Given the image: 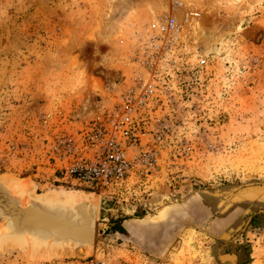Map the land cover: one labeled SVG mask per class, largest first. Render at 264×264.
Returning <instances> with one entry per match:
<instances>
[{"label": "rangeland", "instance_id": "1", "mask_svg": "<svg viewBox=\"0 0 264 264\" xmlns=\"http://www.w3.org/2000/svg\"><path fill=\"white\" fill-rule=\"evenodd\" d=\"M129 100L130 174L76 179ZM0 264H264V0H0Z\"/></svg>", "mask_w": 264, "mask_h": 264}, {"label": "built area", "instance_id": "2", "mask_svg": "<svg viewBox=\"0 0 264 264\" xmlns=\"http://www.w3.org/2000/svg\"><path fill=\"white\" fill-rule=\"evenodd\" d=\"M171 1L174 8L182 5V0ZM157 21L153 26L161 35L177 34L181 27L175 16L167 15ZM155 45L158 47V44ZM200 63L205 64L206 60L201 59ZM136 114V102L127 101L122 114L113 120L111 129H108V136L98 138L96 143L100 141L99 147L95 145L93 154L77 161L69 173L88 185L100 187L118 185L123 181L130 174L133 165L129 159V150H135L139 142L138 135L134 132Z\"/></svg>", "mask_w": 264, "mask_h": 264}, {"label": "bare ground", "instance_id": "3", "mask_svg": "<svg viewBox=\"0 0 264 264\" xmlns=\"http://www.w3.org/2000/svg\"><path fill=\"white\" fill-rule=\"evenodd\" d=\"M15 188H17L16 187V185H15ZM17 191L18 192H20L19 190H18V188H17ZM20 193H22V192H20ZM19 193V194H20ZM87 196V195H86ZM90 196V195H89ZM84 197H85V195H84ZM38 199H39V201L40 202H44V203H48V202H51V203H57V204H59V203H68V204H72V201L71 202H55V201H51V200H48V199H45L44 200V198H42V197H38ZM89 199V201H90V204L89 205H86V214L84 215V217H83V219L85 220V222L84 223H86V221H90L94 216H96V217H98V214H99V206H98V203H97V200H96V198L93 196V197H89L88 198ZM79 201V200H78ZM92 202H94L93 203V207L91 206V203ZM4 203V202H3ZM74 204V203H73ZM69 215V217L71 216V213H69L68 214ZM4 222L5 223H7V224H11V222H13L12 221V218L9 216V215H7L6 213H5V217H4ZM19 244V243H18ZM57 244H58V242H57ZM76 245H77V247L79 248V250L83 253V254H85V256H86V254H89L88 253V250H87V248L86 247H84V245H82V243H75ZM66 245V244H65ZM62 247H64V246H62ZM49 248V247H48ZM47 248V249H48ZM69 248V247H68ZM91 248V247H90ZM46 249V248H45ZM55 249V248H54ZM59 249V248H58ZM93 249V248H92ZM39 250H40V248H39ZM64 250H66L65 248H62L60 251L63 253V255L65 254V251ZM70 250V249H69ZM91 250V249H90ZM71 251V250H70ZM48 252V251H47ZM74 252H76V250L74 251ZM70 253V252H69ZM46 254V253H45ZM71 254H72V252H71ZM77 255V254H76ZM69 256H70V254H69Z\"/></svg>", "mask_w": 264, "mask_h": 264}, {"label": "water", "instance_id": "4", "mask_svg": "<svg viewBox=\"0 0 264 264\" xmlns=\"http://www.w3.org/2000/svg\"><path fill=\"white\" fill-rule=\"evenodd\" d=\"M88 223V221H86V223H83L80 227H79V229H74L73 231H72V234H77V236H79V237H82V234L84 233V230H85V226L84 225H86ZM36 224V223H35ZM49 225L51 226V230L52 231H54L55 233H57V234H59V232H62L63 233V231H60V228H61V226L60 225H56V224H53V223H49ZM77 230V231H76ZM85 234V233H84ZM83 234V235H84Z\"/></svg>", "mask_w": 264, "mask_h": 264}, {"label": "trees", "instance_id": "5", "mask_svg": "<svg viewBox=\"0 0 264 264\" xmlns=\"http://www.w3.org/2000/svg\"><path fill=\"white\" fill-rule=\"evenodd\" d=\"M111 231L125 233L126 229H125V227L123 226V224L121 222L114 221L113 222V227L111 228Z\"/></svg>", "mask_w": 264, "mask_h": 264}]
</instances>
